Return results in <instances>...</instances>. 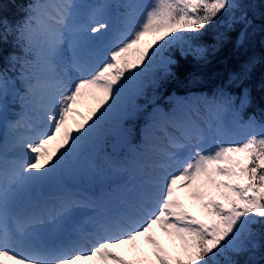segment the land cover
Listing matches in <instances>:
<instances>
[{
	"label": "snow or ice",
	"instance_id": "snow-or-ice-1",
	"mask_svg": "<svg viewBox=\"0 0 264 264\" xmlns=\"http://www.w3.org/2000/svg\"><path fill=\"white\" fill-rule=\"evenodd\" d=\"M83 7L76 0H36L15 25L0 17V43L13 35L23 53L9 57L13 70L19 65L23 89L14 92L21 111L13 121L4 116L3 97L14 81L7 70L0 71V121L6 125L0 141V264H259L264 123L254 117L241 122L232 103L236 97L223 87L211 99L172 97L170 110L158 103L176 63L165 50L187 40L188 33L200 35L227 10H241L239 17H230L229 29L236 22L247 27L251 21L243 4L101 2L87 6L86 21ZM87 47L93 51L85 55ZM210 48L217 51L219 43L189 44L181 54L207 64ZM256 63L251 58L241 64L228 82L243 84ZM249 96L250 89L243 88L241 108ZM140 97L143 104L137 103ZM196 100L203 112L193 108ZM229 111L233 118L226 120ZM138 119L142 126L134 135L129 125ZM234 129L244 130V136L237 137ZM110 140L111 151H104ZM96 148L101 163L91 159ZM81 160L114 183L93 196L65 192L51 205L20 210L21 193L41 189ZM186 200L198 204L204 218L190 211ZM80 207L92 213L87 229L75 221ZM44 226L62 238L49 239ZM157 228L173 248L179 241L178 252L162 243ZM125 244L137 258L113 250Z\"/></svg>",
	"mask_w": 264,
	"mask_h": 264
},
{
	"label": "trees",
	"instance_id": "trees-1",
	"mask_svg": "<svg viewBox=\"0 0 264 264\" xmlns=\"http://www.w3.org/2000/svg\"><path fill=\"white\" fill-rule=\"evenodd\" d=\"M36 0H0V17L15 25L23 20L29 5ZM243 4V12L247 14V19L251 24L247 27L244 23L236 22L232 28H228L229 21L227 12L221 13L214 21L209 23L200 35L187 34V40L177 42L168 48L167 54L176 61L172 65L174 76L169 77L160 89L161 98L159 104H165V99L172 93L185 94L190 91L204 92L208 99H211L219 87L231 96L236 97L232 102L233 107L239 111L241 122L255 118L258 123L264 121V0H240ZM235 17L241 15L240 9H234ZM232 13V14H233ZM246 27V35L242 43H238L240 32ZM218 37H222L218 41ZM219 43L217 51L209 49L210 63H198L191 54L182 55V51L187 52L191 45H215ZM22 55L21 49L14 42V36L10 35L6 43H0V71L7 70L8 77L17 81L19 65L13 70L9 61L11 55ZM255 58L257 63L250 74L249 79L243 84L229 83V73L238 71L240 65ZM195 73V76L193 75ZM250 89L249 103L243 108L240 107V97L243 88ZM144 98L140 97L137 103L143 104ZM10 114L18 108L16 102L8 100ZM226 120L233 118L232 112L226 114ZM135 129L134 135H138L142 126V119H138L134 124L129 125ZM110 140L103 150L111 149ZM243 259V257L241 258ZM259 264H264V248L257 252Z\"/></svg>",
	"mask_w": 264,
	"mask_h": 264
},
{
	"label": "rangeland",
	"instance_id": "rangeland-1",
	"mask_svg": "<svg viewBox=\"0 0 264 264\" xmlns=\"http://www.w3.org/2000/svg\"><path fill=\"white\" fill-rule=\"evenodd\" d=\"M76 2L85 6L81 9V11L84 13V19L86 21L87 20V13L90 11V8H88L87 6L93 5L96 3H101V2H107L109 4L114 5L117 2H120V0H76ZM140 2L150 4L152 2V0H140ZM110 12L112 14V24H115V9H111ZM226 12H227V15L229 18L232 15V13L234 12V9L227 10ZM111 31H112V29L110 27L109 32L106 34L105 39L110 38ZM90 35H93V34H90ZM146 39L150 40L151 37H147ZM94 43H98V41H94ZM175 44H173V45H175ZM85 50L88 51V54L91 51H93V49L90 47L85 48ZM165 51L168 52V49H166ZM70 74H74V73H72L70 71ZM18 77H19V73L17 75V78ZM17 90L21 91V92L23 91L22 85H21L19 79L17 80V82L10 83L8 85V91H7V94L5 96L9 95L11 98L17 100L20 103L19 99L14 94V92ZM5 96L3 97V102L6 106ZM172 97H173V95L167 98L166 101L168 104H167L165 110H170V108L172 107V105L174 103V101L171 99ZM190 97L200 98V97H204V95L191 92V93H188L186 95L181 96V98H190ZM203 107H204L203 103H201L199 100H196L193 103V108H199L201 110V112H203ZM81 110L86 111V108L81 107ZM4 116L6 117L7 121H13L17 118V114L14 116H11L9 114V111H7V107H6V111L4 113ZM262 123H264V121ZM5 130H6V125H5L4 121H0V141L3 140ZM234 131H235L237 137H243L245 134L244 130L234 129ZM107 151H111V149L107 150ZM101 156H102V152H101L100 148H96V149L91 151V159L95 160L97 163H101V160L98 159ZM113 183H114L113 179L104 178L99 173H93L89 168V161L81 160L80 163L78 165H76L73 169L69 170L68 172L64 173L63 175H61L59 177H56L55 179L50 181L48 184L43 186L41 189L37 190V192H38V196H39L38 198L39 199H48V197H50V196H48L49 193L63 195L62 191L71 192V193L75 192V193L79 194L80 196L87 197V196H93L95 194H98L102 187H109ZM56 196H58V195H56ZM20 201H22V200H20ZM20 201L18 200L19 205H21ZM35 202H36L35 200H32V202L27 203V206H29V207L34 206L33 204H35ZM185 202L189 206V210L192 211L195 215H197L198 218H204V215H203L202 211L200 210L198 204H196L195 202H192L190 200H186ZM35 206H36V204H35ZM20 210H22V209L20 208ZM76 211H77V213H78V211H80L82 215H85V214L87 216L92 215L90 210H86V208H83V207L77 208L75 210V212ZM50 230L51 229L48 228L47 233L51 232ZM44 231L46 233V230H44ZM156 235L162 241V243L165 244L166 247L172 248V250L174 252L179 251V247H178L179 241H175L176 247L173 248V242L170 241L169 238L159 230V228L156 229ZM56 237H60V235H57L54 233L51 234V239H54ZM139 243L145 251L150 250V245H148L143 240V238H141ZM117 248H114L113 250L119 252L126 259L137 258V257H135L134 253L132 252V245L125 244V245H121ZM123 254H125V255H123ZM8 264H12V263L8 262ZM78 264H95V262L92 260H81V261H78ZM109 264H111V262H109Z\"/></svg>",
	"mask_w": 264,
	"mask_h": 264
},
{
	"label": "bare ground",
	"instance_id": "bare-ground-1",
	"mask_svg": "<svg viewBox=\"0 0 264 264\" xmlns=\"http://www.w3.org/2000/svg\"><path fill=\"white\" fill-rule=\"evenodd\" d=\"M84 54L85 55H87L88 54V51L87 50H85L84 51ZM173 97H177L176 95H174L173 94ZM177 98H181V96H179V97H177ZM73 194L74 195H77V196H80L79 194H77V193H75V192H73ZM57 197H59V196H53V197H51L50 199H48V200H46L45 201V205L44 206H46V205H51L52 204V202L57 198ZM36 198H38V192H37V190H35V191H31V192H27V193H21L19 196H18V200L19 199H22V200H24V202L26 203V202H28V201H32V200H34V199H36ZM40 208H42V207H40ZM89 210V209H88ZM80 220V219H82L83 221H85V217L81 214V212L80 211H78V213H77V211L75 212V220ZM44 229L45 230H47L48 229V227L47 226H44ZM52 233H55L54 231H52V230H50ZM46 235H47V233H46ZM118 249V248H117ZM128 251V250H127ZM126 252V251H125ZM127 253V252H126ZM123 255H125V254H123ZM12 263V262H11Z\"/></svg>",
	"mask_w": 264,
	"mask_h": 264
}]
</instances>
